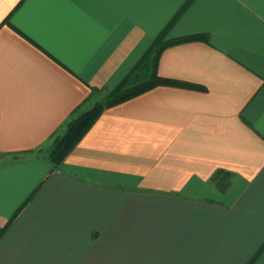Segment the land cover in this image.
<instances>
[{
	"label": "crops",
	"instance_id": "crops-1",
	"mask_svg": "<svg viewBox=\"0 0 264 264\" xmlns=\"http://www.w3.org/2000/svg\"><path fill=\"white\" fill-rule=\"evenodd\" d=\"M160 34L207 39L54 165ZM0 264H264V0H0Z\"/></svg>",
	"mask_w": 264,
	"mask_h": 264
},
{
	"label": "trees",
	"instance_id": "trees-1",
	"mask_svg": "<svg viewBox=\"0 0 264 264\" xmlns=\"http://www.w3.org/2000/svg\"><path fill=\"white\" fill-rule=\"evenodd\" d=\"M202 39H207V36L194 34L164 39V34L158 35L133 71L118 86L106 93L103 100L96 102L92 109L80 114H78L79 111H76L68 120L65 134L60 139L57 137L54 139L53 149L49 155L51 162L54 165L61 164L107 108L123 103L159 85L180 84L159 75L158 65L161 53L170 45ZM138 73L148 74L149 78L143 82L131 84L132 79ZM96 92L94 91V93ZM55 136L56 134L53 135V138Z\"/></svg>",
	"mask_w": 264,
	"mask_h": 264
},
{
	"label": "rangeland",
	"instance_id": "rangeland-1",
	"mask_svg": "<svg viewBox=\"0 0 264 264\" xmlns=\"http://www.w3.org/2000/svg\"><path fill=\"white\" fill-rule=\"evenodd\" d=\"M105 94L106 93H103V95L102 96H98L97 98H96V102H101V100H103V97L105 96ZM94 99H92V101H90V103L89 104H87V106L85 107V108H83V111L82 110H80L79 112H78V114H80V113H83V112H85V111H88V110H90V109H92L93 107H94V105L96 104V102L95 101H93ZM88 107V109H86ZM86 109V110H85ZM77 114V115H78ZM65 132H66V127H65V129L63 130V131H61V132H58L57 134H56V136L51 140V142L49 143V144H47V146L45 147V151L46 152H48V154L50 155V153H51V151H52V149H53V143H54V139L57 137V139H60L64 134H65Z\"/></svg>",
	"mask_w": 264,
	"mask_h": 264
}]
</instances>
